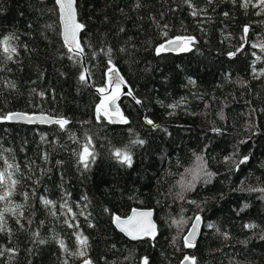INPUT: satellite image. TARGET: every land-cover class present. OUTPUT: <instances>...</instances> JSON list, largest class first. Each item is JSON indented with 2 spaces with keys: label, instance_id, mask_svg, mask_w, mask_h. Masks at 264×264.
<instances>
[{
  "label": "trees",
  "instance_id": "trees-1",
  "mask_svg": "<svg viewBox=\"0 0 264 264\" xmlns=\"http://www.w3.org/2000/svg\"><path fill=\"white\" fill-rule=\"evenodd\" d=\"M193 2L205 9L197 17L184 0H139L140 7L137 0H77L85 55L76 61L62 40L55 0H0V38L19 37L18 56L7 60L0 51V115L45 113L70 121L64 129L0 121V150L12 149L4 155L20 164L14 177L19 183L10 202L0 201V211L19 204L24 213L19 217L24 228L17 216L5 213L11 234L0 232V250L17 252L5 251L0 264H62L67 254L51 237L75 251L76 231L88 237L93 264H141L145 256L149 264H182L185 255L195 256L197 264H264V193L246 190L264 187V52L254 47L264 42V14L256 15L259 9L252 6L245 10L242 0ZM186 35L196 37L191 51L157 54L160 44ZM108 48L133 93L120 102L125 125L97 119L101 98L95 90L107 88ZM230 51L237 54L229 56ZM84 68L87 83L79 79ZM88 137L95 159L85 169L78 154ZM137 137L146 143L132 147L128 167L113 152ZM233 153L236 160L250 159L236 170L224 159ZM201 154L215 175L180 199L178 181L192 179L186 170L196 169L195 156ZM41 197L55 201V209L45 207ZM65 200L72 212L63 207ZM134 208L154 210L155 239L132 241L114 226V214L126 217ZM197 215L201 235L187 248L184 237ZM173 220L184 222L177 226ZM251 223L258 227H245ZM37 230L48 243L33 241ZM68 259L82 264L81 258Z\"/></svg>",
  "mask_w": 264,
  "mask_h": 264
},
{
  "label": "snow or ice",
  "instance_id": "snow-or-ice-1",
  "mask_svg": "<svg viewBox=\"0 0 264 264\" xmlns=\"http://www.w3.org/2000/svg\"><path fill=\"white\" fill-rule=\"evenodd\" d=\"M56 5L58 6V10L60 12V18L63 23V39L64 43L68 48V53L70 54V58L76 61H82L85 52L84 47L82 46L80 40L78 39L79 33L81 30L85 28V24L78 22L77 15H78V5L77 0H55ZM184 3L189 7L190 15L193 17L199 16L202 12L205 11V9L198 8L196 4L193 2V0H184ZM208 3L211 4L212 0H208ZM233 3H236V0H233ZM249 6H252L254 8H258L259 11L256 13V15L264 14V0H242L241 7L247 10ZM136 7H140L139 0H137ZM225 16H228L229 14L227 12L224 13ZM153 19H155L153 17ZM160 25H158L159 27ZM164 29H167V24L162 26ZM249 25H246L243 28V32L247 34L249 32ZM123 31V29H121ZM163 35L167 36V32H163ZM19 37L15 33H10L9 35H5L2 38H0V51H2L5 54V57L7 60H12L14 56L19 55L18 46L16 45L15 41H17ZM243 39V38H242ZM196 42V37L191 35L186 36H176L174 39H169L166 41V43L160 44L156 48L157 54L161 52H169V51H182L187 52L191 51L192 46ZM23 47L27 48V45H23ZM90 47V45H89ZM254 47H259L262 52H264V42H261L257 45H254ZM239 50V49H238ZM237 50V51H238ZM101 52H104L105 49L101 48ZM120 51H124V49H121ZM111 53L112 49H107V55L109 56L108 64L110 67L108 68V88H112L113 82H115V88H113L110 95H104L103 99L101 100L100 104L97 105V119H100L101 113L108 119L112 120V122H117V120H114L113 117H118V122L127 124L128 120L125 116H123L122 113H120V110L118 107H116V100L121 94V85L125 84L126 81H124L123 77L119 76L118 69L116 68L115 64L113 63L111 59ZM237 53L236 51H230L228 53L229 56H235ZM259 59V57H257ZM255 71V69H254ZM261 75H264V70L261 71ZM80 81L83 83L88 82V70L87 68H84V70L81 72V75L79 77ZM8 87L15 88V83L8 81L6 82ZM189 83L192 85H195V81L192 79H189ZM108 88H100L99 91L103 94L108 91ZM39 95L43 96L44 93L41 92ZM127 95L131 96L132 92L129 90L127 92ZM137 103H141L140 100L136 101ZM112 106L115 108V112H112L110 110L109 106ZM178 105L172 104L169 105V107L175 109ZM223 118V116H221ZM36 119H39L42 123H54L56 125H59L61 129H64L66 125L70 123V121L64 117L53 119L51 117H30L25 113H8L5 115H0V121H13V120H26L29 123L34 122ZM146 123L148 125H151L153 128L160 127L157 125L153 120L146 118ZM212 131L214 132H221V129L219 128H213ZM45 137H41V140H44ZM146 143L144 139H141L137 137L136 139L130 141L128 145H125L124 148H116L113 152V155L123 164H126L128 167L132 166L133 163V156H132V147L135 145L143 146ZM241 143H244L242 141ZM92 143H91V137L87 138V142L82 146V151L78 154L79 161L83 164V167L87 169L89 167V161L91 160L94 162L95 154L91 150L92 149ZM12 149H2L0 150V161H3L4 167L3 169H0V189L3 191L0 192V201H9L10 198L14 194V189L16 185L19 183L17 179H15V175L20 172V164L15 161V156H12V162H9V157L4 155L5 152L12 153ZM236 153H233L232 156L225 157L226 162H232L236 170L240 169V166L243 164H246L249 159L250 155H244L240 157L239 160L235 159ZM43 159L47 160L48 156L47 153L43 154ZM196 169H188L186 171L192 173V179L190 181L184 182V178H181V181H178V183L181 186L182 191L178 193V197L180 199H184V192L185 191H191L195 188V185L197 182H199L201 179L204 180L205 183L209 182L215 173L210 172L207 170V161L204 157V155H196ZM59 163V162H58ZM27 167H31V164L26 165ZM39 181H37L38 183ZM240 190H245L244 188H241ZM248 191H254V192H261L264 193V187H258V188H248L246 189ZM25 199L28 198V193L25 192L24 194ZM67 195V194H66ZM41 202L45 207L55 209L56 202L50 199H47L45 197H41ZM87 199V197H85ZM195 203V201H193ZM63 207L67 208L68 212H72V209L68 206L67 201L65 200ZM244 207H247L245 205ZM23 205H15L14 207H5L2 211H0V232H7L9 235L11 234V229L7 225V220L5 217L6 212H10L13 216H17V224H19L20 228H24V224L20 223L19 217H23L24 213L22 211ZM19 210V211H18ZM51 215L55 216V212L52 211L50 213ZM82 214V213H81ZM73 217H75V213H72ZM152 215L153 212L151 210H137L133 209L132 214L128 216L127 218H122L119 215L113 216V221L116 224L117 228L121 232H123L125 235H127L132 240H138L145 236L151 237L155 239V236L157 234V226L152 221ZM195 223L192 224L191 231L188 233L187 236L184 237V244L187 248H194L196 246L195 239L196 235L198 233V229L201 223V217L195 216ZM184 221H176L173 220V224L179 226ZM27 223L30 225L32 223L31 220H28ZM41 224L43 221L40 222ZM65 223L68 224L69 227L78 229L79 225L78 223H72L68 220H65ZM92 226V225H89ZM207 227L213 228L215 227L213 224H208ZM245 227L249 229H255L258 226L254 223L248 224ZM219 231V229H217ZM76 237V243L78 245L77 250L73 251L71 250L68 245L65 243L64 239L58 238L57 236H52L51 239L54 240L58 245L61 251L66 255L65 259L62 261V264H69V257H78L82 259V264H93V261L88 256L87 249L89 247L88 244V237L83 234L82 231H76L74 233ZM225 239L228 238L227 233H222ZM32 237L34 242H38L39 244L43 245L48 243V240H45L40 237L39 231H33ZM261 239H264V236H261ZM113 247H115L113 245ZM5 251L8 253L15 254L17 252L16 248H7L4 250H0V256H3L5 254ZM142 264H149V258L147 256L142 258ZM182 264H197V258L195 256H189L185 255L183 258Z\"/></svg>",
  "mask_w": 264,
  "mask_h": 264
},
{
  "label": "water",
  "instance_id": "water-1",
  "mask_svg": "<svg viewBox=\"0 0 264 264\" xmlns=\"http://www.w3.org/2000/svg\"><path fill=\"white\" fill-rule=\"evenodd\" d=\"M59 19H60L61 30H62V33H63V23H62L61 18H60V12H59ZM77 20H78V22H80L79 19H78V15H77ZM82 31H83V30H81V32L79 33V36H78V39L80 40V42H81V33H82ZM62 40H63V42H64L63 35H62ZM64 44H65V43H64ZM65 46H66V45H65ZM66 47H67V46H66ZM67 49H68V48H67ZM116 68L118 69L117 66H116ZM118 74H119V76L123 77V75H122V73L120 72L119 69H118ZM108 77H109V73H108V71H107V88H108ZM123 79H124V81H126L124 77H123ZM113 88H115V82H113L112 88H108V91H107L106 93H103V94H102V93L99 91L100 88H97L95 91H96V93L100 96V98H101V100H102L104 95H110V94H111ZM129 90H130V89H129V85L127 84V82H126L125 84H122V85H121V94L119 95V97L117 98V100H116V102H115L116 107L119 108L120 113H122V114H123V110H122V107H121L120 102H121V100H122V97H123L124 95H127V92H128ZM131 92H132V91H131ZM131 96H133V93H132ZM101 100H100V102H101ZM99 104H100V103H99ZM109 107H110V110H111L112 112H115V108H114V107H112L111 105H110ZM14 113H25V114H27V115L30 116V117H37V118H38V117H41V116H44V117H51V118H53V119H56V117H53V116H51V115H49V114H45V113H26V112H21V111L14 112ZM101 115H102L105 119H107L109 122L114 123V122H112V120H110V119H108L107 117H105V116L103 115V113H101ZM113 119H114V120H117V122H115L114 124L125 125L124 123H120V122H118V117H117V116H114ZM11 122H14V123L31 124V125H51V124H53V123H42V122H40L39 119H36V120H35L34 122H32V123H29V122H27L26 120H18V121H17V120H13V121H11ZM134 209L141 210V211H144V210H151V211L153 212V215H152V218H151V219H152V221H153V222L156 224V226H157V222L155 221V218H154V210H153L152 208H134ZM131 214H132V211L130 212V214H129L128 216H130ZM128 216H126V217H122V216H121V217H122V218H127ZM198 216H200V215H198ZM200 217H201V216H200ZM113 223H114V221H113ZM193 223H195V219L193 220L192 224H193ZM192 224H191V226H190V228H189V230H188L186 236H187L188 233L191 231ZM202 225H203V220H202V217H201V223H200V226H199V229H198V233H197V235H196L195 244L197 243V241H198V239H199V237H200V235H201ZM114 226L117 228V226H116L115 223H114ZM117 230L120 231L119 228H117ZM120 232H121V231H120ZM157 232H158V226H157ZM121 233H122L124 236H126L129 240H132V239L129 238L127 235H125L123 232H121ZM146 237H147V236H145V237H143V238H141V239H138V240H142V239H144V238H146ZM132 241H137V240H132ZM141 264H142V263H141Z\"/></svg>",
  "mask_w": 264,
  "mask_h": 264
}]
</instances>
